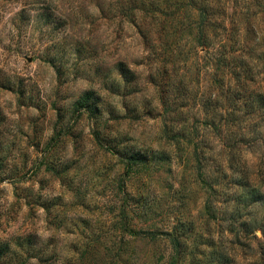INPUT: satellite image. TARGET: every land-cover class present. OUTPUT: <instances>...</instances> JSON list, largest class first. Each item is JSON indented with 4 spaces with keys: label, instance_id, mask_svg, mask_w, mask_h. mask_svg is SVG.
I'll return each instance as SVG.
<instances>
[{
    "label": "rangeland",
    "instance_id": "rangeland-1",
    "mask_svg": "<svg viewBox=\"0 0 264 264\" xmlns=\"http://www.w3.org/2000/svg\"><path fill=\"white\" fill-rule=\"evenodd\" d=\"M129 1L0 0V264L178 258L160 239L126 234L122 210L134 232L190 226L177 264H217L218 252L260 264V230L238 239L226 231L232 205L220 222H204L208 183L200 174H216L219 201L238 196L246 174L264 205V113L235 107L248 130L233 131L235 160L220 175L221 136L203 124L220 70L191 42L190 28L170 45L156 24L191 27L195 13L186 0H147L161 13L140 18L132 9V23ZM209 1L237 74L228 91L248 104L264 94V0ZM131 155L137 164L127 169ZM241 213L260 219L264 207Z\"/></svg>",
    "mask_w": 264,
    "mask_h": 264
},
{
    "label": "trees",
    "instance_id": "trees-1",
    "mask_svg": "<svg viewBox=\"0 0 264 264\" xmlns=\"http://www.w3.org/2000/svg\"><path fill=\"white\" fill-rule=\"evenodd\" d=\"M186 1L188 2L186 6H188L189 12L195 13L194 22L192 23L191 27L184 26L183 23L179 22L164 24L163 22L157 21L156 24L158 25V29L163 31L162 34H164L165 36V41H170V45H175V41L179 38L180 34L185 31L186 28H190L189 32L191 42L197 48L203 49L205 51V54L207 55V63H209L210 66L214 67L216 70H220L218 72V76L216 77L215 75L213 78V83L215 87L219 89V93L212 101V104L208 102L204 105V108L207 107V111H209L205 113L206 115L209 114V118L203 124L207 126V128H210L221 136L220 152L226 154V156L224 157L226 158V160L223 165H216L214 167L221 166L219 173L220 175H225L223 174V171L228 172L230 169H232V163H234L236 156L235 152H232V147L230 144L232 141L231 138H233V131H237L235 132L234 136L244 137L245 134H241V132L243 133L244 130H248V128L245 129L244 127L242 128L240 126L243 118H238L233 113V110L235 109V107L239 110L241 108L243 113H246L245 115L247 116H255L257 112L264 113V94H253L251 96V102L247 104L242 102L240 99L235 98V96L228 91L230 90L229 83L231 79L237 77V74H235V72H233L231 68L233 60L232 54L230 51H227L224 48L226 27L223 22L216 21V10L213 3L209 0H204V4H198L196 2H193V0ZM182 2L183 1L181 0H176L174 2L175 7L177 6V4L179 5ZM127 5L129 11L127 9H124L125 15L126 13H128V17L130 18V22L132 23H136L134 19H132L134 16V14L132 13V9L140 14V18L148 16L150 19H152L153 15L161 13L158 3H153L147 0H131L129 1V3H127ZM261 9L264 13V5L261 6ZM223 13L224 11L222 10L219 14V17L221 19H223ZM136 26L137 29L141 31L140 25L138 26V24H136ZM217 30L220 32L219 35L216 34ZM142 34L144 38H147L148 41L149 38L146 35V32H143ZM167 44L169 45V42H167ZM218 44H220V46L217 48L216 46ZM162 106L164 108L166 107V104L162 102ZM164 112L167 113L166 108L164 109ZM179 131L183 132V130ZM125 164L127 169L132 168L135 164H137L136 157L132 155L129 156L126 159ZM212 165L214 164H211V166ZM233 165L237 166V163ZM197 174H199V172H197ZM215 175L216 174L214 172H211L210 170H205L200 174L201 179H205L204 183H208L203 204V215L205 216L203 217L205 220L204 222L207 224L220 222V220L218 219V215H226L225 208L228 207L227 205H232V209L230 212L231 218L226 227V231L231 236H233L235 239H238L240 235L249 236L252 235L251 232H254L256 230H260L261 235L264 236V216L258 219L254 216H251L250 214H245V219L241 220L242 215L244 214L241 213V211H244L246 207H264L261 196L259 195L258 188L249 183L250 178H248V175H243V179L241 177L240 182L236 184L239 187L238 189L240 191L238 196H236V194H232V196H229L228 198H225L221 201L214 199V192L216 193V189L213 185H217L215 181ZM121 215L124 218L121 224L122 230L126 234H128L129 236H138L141 239H145L148 241H157L158 239L162 240L166 243V245H168L171 253L175 251L178 255V258H176V255L173 256L172 254V256H170V258L164 264H177L179 255L186 248L185 245L187 243V235H185L184 232L190 231V226L186 227L185 229H183L182 227L181 229L179 228V231H182V234L184 233V235L181 234V236L179 235V231H177L178 226H172L167 230H160L161 228H156L154 230H139L134 232L131 228H129L128 224L125 223V219H127L128 217V215L126 214V210H122ZM253 238L255 239V237ZM212 245V243L208 244V246L210 247H212ZM181 248H183L184 250L181 251ZM259 255L261 260L260 264H264V249L261 250ZM215 258L217 264H235L232 259L228 258V255L223 252H218V256H215Z\"/></svg>",
    "mask_w": 264,
    "mask_h": 264
}]
</instances>
